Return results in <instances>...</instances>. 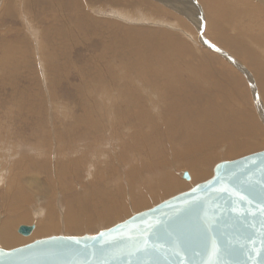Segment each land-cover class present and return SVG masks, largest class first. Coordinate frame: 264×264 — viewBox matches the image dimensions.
<instances>
[{
  "label": "bare ground",
  "instance_id": "bare-ground-1",
  "mask_svg": "<svg viewBox=\"0 0 264 264\" xmlns=\"http://www.w3.org/2000/svg\"><path fill=\"white\" fill-rule=\"evenodd\" d=\"M17 1L19 2V0ZM169 1L172 0H162L164 4L172 8H178L176 5L179 4L177 11L180 12L184 9L182 12L188 16L185 11L187 0H174L172 4H168ZM11 3H13L14 8L19 7H15L16 2H13V0H4L1 8L3 9L5 6L4 11L11 12L12 10L9 7V5L12 6ZM69 3L64 0H21L20 8L25 11L31 9L32 12L35 7V10H39L44 5V7L50 9L51 13L55 12V15L49 16L39 13L37 10L34 11L35 17L33 16L37 19H35L36 21L46 20L54 23L43 28L37 37L36 31L31 30L28 19L27 23L22 21L23 25H29L26 26L28 33H24L27 37L20 34L22 42L14 44L5 43V39L2 38L0 48L3 56L9 59L24 54L21 50H18V47L21 49V43L27 45L32 40L39 42L40 48L37 47L38 51L39 49L44 51L42 39L46 40L49 28L57 26L56 22L64 14L58 12L64 11L63 8L65 7L74 9L73 14L76 15L74 17L76 21L87 25L84 32L85 36L90 37L91 35L92 38H97L100 34L107 35L95 39L96 42L93 43V46L97 48L93 55L96 54L97 57L101 58L110 55L112 58L118 57L125 61L128 60V62L125 63L124 61L122 69L118 64H108L104 70L96 67L95 71L97 72H94V75L92 74L96 79H93L95 80L94 84L87 83L86 92L80 89V113L76 119L69 122L76 126L78 138L88 136V140L96 141V145H92L91 148L97 147V141L103 142V137L106 134V140L111 138V134L112 137L119 140L126 136L129 140H126L123 146H119V150L113 148L112 151L113 153L116 151V154H114L115 161H119L116 162L117 167L121 165L119 169L121 172L124 171L125 174L123 176L119 173L120 170L117 171V167L109 169L106 174L102 170L100 173L95 172V174L88 175L85 181L81 178L80 181H83L84 184L78 187V178L75 171H79L84 166L81 165V158L76 161L72 160L70 163L64 162L65 159L61 162L56 161V166L43 158H20V153H16L17 158L14 159L10 155L15 154V152L11 150L8 143H5L4 148L0 149V151H5V154L0 155V159L3 160L1 165L4 168L9 167L4 176L0 170V185L6 184L5 195L0 194V201L4 200V197L9 200L8 208H3L4 215L2 217L0 213V248L5 251L45 239L47 235L49 236L53 232L55 235V232L61 231L62 235L63 231H68L65 234H70V232L78 233L85 230V232H82L84 234L86 229H92L93 231L95 225L100 226V229L94 231V233L104 232L125 220L124 216L129 211L128 203L136 210L142 211L148 209L150 204L156 200H163L167 197L172 198L171 195L176 194L177 196L178 193H185L184 191L189 190L192 184L194 188L199 185V182L206 180L207 175L210 177L212 168L218 160L239 154L245 146L251 145L252 142L261 146L260 136L262 134L264 136V0H196L197 5L193 4V6L201 7V13L204 14L202 19L204 18L207 28L216 33L219 47L211 44L214 49L216 48V54L217 52L225 54L232 63H235L237 68L239 67L238 69L241 72H247L244 73L247 78L242 77L245 80L248 79L249 82L251 81L252 87L258 86L257 91L259 94L257 98L251 99L252 101L258 99L256 109L251 106L250 97L245 94V89L238 86L241 81L237 78H241V76L239 73L233 72L234 70L226 65L223 59L218 58L225 66L219 65V60L213 59L210 61L208 59V61L203 60L205 64L200 68L191 65L195 69L190 66L188 72H182L183 69H181V64H178L179 61L170 62L177 51L178 54H183L184 50H187V52L189 50V52L195 54L198 52L192 50L193 47L189 41H186L187 38H184L185 40L177 38V34L185 31L177 23H175L176 27L170 25L172 23L169 21H157L158 19L151 23V16L148 17L142 11L131 17L129 15L131 13H127L126 10L133 5L132 0H72ZM25 4H27V8H25ZM84 5H87L89 9L93 8L94 12L98 14L118 18L123 23L136 22L142 24V26L146 24L145 28L147 24H156L157 26L169 27L173 32L178 33L167 31L158 33L154 32L153 29L145 30L140 26L131 27V25H125L119 21L101 20L98 16L97 18L92 17L90 12L88 14L85 10H81ZM95 6H112L115 9L111 8L113 10L106 13L96 10ZM134 9L131 8V10ZM77 10L80 12L85 11L87 14L80 13ZM18 11L20 13V10ZM31 12L28 13L32 14L33 12ZM187 12L189 11L187 10ZM63 18L65 16L61 19ZM67 22L66 25L69 26L71 22L69 20ZM99 24L102 26H99ZM56 35L63 39L62 44L52 42L50 49L48 48L49 53L47 56L49 57H56L59 52H64L66 41H71L69 39L71 36L65 31L64 33L57 32ZM184 41L189 44L190 49ZM195 48L197 47L195 46ZM226 48L237 54L239 60L229 53ZM181 51L183 53H180ZM13 53L14 56H11ZM38 53L41 56V52ZM49 60V63L55 62L52 59ZM240 60L249 64L248 66L243 62L246 66L245 70L239 63ZM129 65L134 68L135 72L124 75L123 72L128 71ZM216 65L220 70L218 76L221 77L218 80H216L217 78L214 79L217 77V71L216 76L212 72L213 68L217 69ZM57 68L59 69V67ZM168 68L171 69V72H168ZM177 68L179 72H173ZM49 69L52 70L51 72L58 70H56L55 64L50 65ZM111 72L119 73L113 75ZM116 76L118 78L114 80ZM232 77H236V79L234 78L236 82L231 80ZM254 79L256 82H254ZM242 82L244 83L243 79ZM236 85L239 88L236 89ZM194 91L199 94L198 98L202 103L201 109L203 110L201 114L198 110L190 116L187 113L189 108L194 106V94L191 99L186 101H183V99L187 93ZM91 101L94 102V106L90 105ZM121 113H124L122 120H120ZM115 119L122 123L119 126L110 125ZM214 125L217 127L214 128ZM217 129H219L220 135L225 136L226 134L224 139L204 138V135L207 136ZM39 130L41 128L37 129L36 134L45 142L31 145L34 146V150L47 151L53 144L50 137L39 133ZM243 130L246 132H242ZM64 132L65 128L62 127L58 134L59 139L62 138ZM94 132L95 137H93ZM175 133L178 137H169L170 134L175 135ZM115 135H119V137ZM5 136L7 138V135ZM68 137L69 134H67L66 139ZM159 137H167L170 143L173 141L170 144L171 146L165 147V143ZM68 140L71 142L69 138ZM109 146L110 149L106 148L107 151H110L113 147L110 144ZM255 153L257 152L255 151ZM105 154L107 152L104 153V157ZM101 165H103L102 162ZM174 167H178V171H181L180 176L178 175L179 172L175 174L171 171ZM185 169L187 171L189 169L191 172H188L191 180L185 178L188 180L186 181L183 179ZM116 173L118 177H116ZM51 179L54 180V184H51ZM45 183H48L46 192H51L54 195L61 192L59 201L52 198L49 203H43L44 200H48V196H42V193L35 189L41 191L42 185ZM62 186L68 188V191L63 192ZM74 186H77V189ZM65 196L64 200L62 197ZM37 199L39 202H37ZM53 200L56 202L54 203ZM121 218L124 219L120 220ZM22 223L23 225L35 223V226L32 225L34 229L30 234H19L18 229ZM55 236L57 237V235ZM50 237L52 236L48 238Z\"/></svg>",
  "mask_w": 264,
  "mask_h": 264
},
{
  "label": "rangeland",
  "instance_id": "rangeland-1",
  "mask_svg": "<svg viewBox=\"0 0 264 264\" xmlns=\"http://www.w3.org/2000/svg\"><path fill=\"white\" fill-rule=\"evenodd\" d=\"M3 1L4 0H0V11H1L0 12V17H1L0 18L1 19V21H0V40L2 38H4L5 43L14 44V43L22 42V40L20 38V34L22 36V34L28 33L27 27L29 25H30L31 30L36 31L37 37H38L40 35V33L42 32L43 28H46V26H49L52 23H54L53 21L48 22L46 20L45 21H36L37 19L34 17H35V12L38 9L35 10L36 7L34 9H32L33 13L31 12V9H26V11L23 10V8L21 9L20 5L23 3V1H22L20 4L21 0H19V2L17 0L16 1L13 0V2H16V5L14 4L15 7L16 6H19V7L14 8L13 3H11L12 6L9 5V7L11 8L12 11L7 13V11L6 12L4 11L5 6L3 7V9L1 8ZM64 1L69 3L72 0H69V1L64 0ZM132 1L134 3H132L133 5L131 6V8L132 9L135 8V9L131 10V8H129L130 10L129 9L126 10L127 13H131V14H129L131 17H134L137 14V12L142 11V13L147 14L148 17L151 16L150 17V19H152V21H150L151 23L155 22L157 19H158L157 21H159V20H162V21L164 20V22L169 21L172 23L170 25H172L174 27H176L175 23H177V25L180 26L181 29H185V31H182L180 33L182 36L180 34H177L178 32L176 33V31L173 32L169 27L157 26L156 24H149L150 26L147 24V27L145 28L146 24H143V26H142V24L140 25L139 23H136L135 20H134L135 23H131V24H128L125 22L123 23L122 21L118 20V18L116 19L113 16L111 17V15L98 14V13L94 12L93 8H90V9L87 8V5H84L85 7L83 6L81 8V10H85L88 14L90 12V15L92 17L97 18V16H98V18L101 20L102 19H110V20H114L117 22L119 21L122 24L131 25V27H134V26L139 27L140 26V27H142V29H145V30L153 29L154 32L156 31L158 33H164L162 31L173 32V33L178 35L177 38L179 37L180 40H185L184 38H187L186 41L190 42L191 46L193 47L192 50L193 51L197 50L199 53H201V55H199L198 52L196 54L194 52H189V50H188V52H187V50L186 51L184 50V53H183V51L180 52V53H183L185 55L178 54V51H177L176 54L173 55L174 58H172V60L170 62L173 63L175 61H177V62L179 61L178 64L180 63L181 69H183V71L182 70L181 71L182 72H188V69H190L189 67L191 65L192 66L194 65L193 67L196 66L198 68L203 66V64H205L203 62V60L208 61V59H209L210 61H212L213 59L214 60H219L220 58L223 59L224 62H226V65L231 67L234 70L233 72L239 73V75L243 79L244 83L242 82V79L240 77L237 78L241 81L240 85H238V86L245 89V91H246L245 94L248 97H250L251 106L256 109V104H257L258 99H256V101H252L251 99L254 100V98H257V96L259 94V92L257 91L258 86L255 85L254 87H252L251 81L249 82L248 79L245 80L243 78V77L247 78V76L245 75L247 72L246 73L244 72L245 74L243 72H241L238 69L239 67L237 68V66H235V63L234 62L232 63L231 60H229V58H227V56H225V54L220 53V52H217V54H216V51H217V50H215L216 48L214 49L212 47V45H216L219 47V43H218L216 33L213 32V30H210L207 28L206 23L204 22V18L202 19V16L204 14L201 13V9H200L201 7L193 6V4H196V0H187L186 6L184 5L185 11H186V13H188V16H186L182 12L184 10V9H182V7H181L182 11H180V12L177 11V9H179V4L176 5V7H178V8H172V7L168 6L167 4H164V2H162V0H150V1L149 0H140V1L132 0ZM156 1L158 2L159 5L157 4ZM153 2H154V4H153ZM173 2H174V0L169 1L168 4H172ZM26 5L27 4H25V8H27ZM134 6H136V7H134ZM180 6H182V5H180ZM13 8L15 9V11ZM94 8L96 10L98 9V11L100 10V11H104L106 13H110L109 11L113 10L111 8H114V7H112V6H105V7L95 6ZM63 9L65 12L64 11L58 12V13H64V14L62 16H60L58 21L56 22L57 26H53V27L49 28L47 37L45 38L46 40L42 39V42L44 45V48H43L44 51H42V49H39V51H38V48H40L39 42H36L32 39H31L32 40L31 42L29 40L30 43H27V45H24L25 43H21L20 44L21 49H19L20 47H18V50L19 51L21 50V52H23L24 54H19L18 57H17V55L15 57L14 53H16V54H18V53L13 51L14 53L11 56H14V58H12V59H9L7 57L5 58V56H3L1 48H0V136H1L0 137V149H3L5 146V143H8V145L11 146L10 147L11 150L15 152V154L10 155L12 158H14V159L17 158L16 153H20V155H19L20 158H23V157H34L36 159L43 158V159L49 160L52 165H55L56 161H58V162L63 161V159L66 160L64 162L70 163L72 160L76 161V160L81 158V160H82L81 165H84V166L79 171H75V175H77V178H78L77 184H78V187H80L82 184H84L83 181H85V179L87 178L88 175L93 174V173L95 174V172L100 173V172H102V170L106 174L109 169L111 170L112 168L114 169V167H117L118 165L116 164V162H119V161L118 160L115 161L116 158H115L114 154H116V151L113 153L112 152L113 148L118 149L119 146L120 147L123 146V144L126 140L127 141L129 140L126 138V136H124V138L122 140H119L118 138L112 137V134H111V138H108L106 140V137H107V134H106V136L103 137L104 138L103 142L97 141V147L94 146L93 148H91L92 145H96V141L88 140V136H81V138H78L79 136H78V132H77L78 130H77L76 126L69 121H73L74 119H76L78 114L80 113V110H79V107H80L79 106L80 89L81 90L83 89L86 92L85 88L87 87V83L91 84L96 80L95 76H92V74L94 72H97V71H95L96 67H99L102 70H104V68L108 64L109 65L118 64V65H120L119 67H121V69H122L123 68L122 65H123L125 60H122L118 57L112 58V56H110V55L106 56L105 58L97 57L96 54L93 55V52H95V49L97 48V47L93 46V43L96 42L95 39L97 40V38L105 37L107 35H101L100 34L97 38H92L91 35H90V37L85 36L84 32H85L87 25H83V22L76 21V18H74L76 15L73 14V12L75 10L70 9L68 7H65ZM16 10H17V12H16ZM18 10H20V13ZM39 10L37 11L39 13H44V14H47L49 16L55 15V12L51 13L49 11L50 9L47 7H44V5H43V8H41ZM187 10L189 12H187ZM85 11H81V12L83 14H87ZM133 11H134V13H133ZM28 12L29 13L31 12L32 14H29ZM78 12H80V11H78ZM31 15H32V17H31ZM63 16H65V18L61 19ZM108 16H110V17H108ZM27 19L29 21V25L28 24L23 25L22 21L27 23ZM50 20H51V18H50ZM68 20L71 22L69 26L66 25V22ZM67 24H69V23L67 22ZM99 26H102V25L99 24ZM37 28H39V29H37ZM64 31L68 35L71 36L69 38L71 41H68V40L66 41L67 43H66V47L64 49V52H59V55L58 56L56 55V57L47 56L49 53L48 48L50 49L52 42H54L56 44H59V43L62 44L63 39H61L59 36H57L56 33L57 32H63L64 33ZM24 35L27 37L26 34H24ZM53 36H54V38L52 39ZM186 41H184V42L187 43ZM34 43H35V45H33ZM217 43H218V45H217ZM195 46L197 48H195ZM11 47L15 49V47H13V46H11ZM188 48L190 49L189 44H188ZM25 50H28V51H25ZM227 50L237 60H239V58L237 57L238 56L237 54H234L229 49H227ZM37 51L41 52V56H40V53H38ZM49 51H51V50H49ZM171 51H172V49H171ZM202 51H203V53H202ZM166 52H167V50H166ZM210 53H212V54H210ZM213 53H214V55H213ZM44 54H45V57H44ZM215 54H216V56H215ZM177 56H179V57H177ZM194 56H196V57H194ZM24 58L26 61L24 60ZM49 59H52L55 62L49 63V61H50ZM124 59H125V57H124ZM241 61L242 60H240L239 63L241 64V66L245 70L246 66L244 65V63L248 66H249V64L244 62V61H243L244 62L243 63ZM127 62H128V60L125 61V63H127ZM52 64L56 65V70L58 69L57 67H59V69L57 71L55 70L56 72H51L52 70L49 69L50 65H52ZM218 64L225 66L220 60H219ZM192 66H191L192 69L196 68V67L193 68ZM213 66L215 67V65H213ZM166 68H167V65H166ZM216 68L217 69L213 68V71H212L215 73V76L218 73V71L220 73V70L217 67V65H216ZM102 70H101V72H102ZM148 70H150V69H148ZM216 71H217V73H216ZM134 72H135L134 68H132L129 65L128 71L123 72V73H124V75H127L129 73L133 74ZM168 72H171L170 68H168ZM173 72H179V69L177 68V70L175 69V71H173ZM104 73H106V72H104ZM111 73L113 75H115L119 72H111ZM219 73L217 74V77H215L214 79L217 78L216 80H218L221 78L220 76H218ZM236 77H234V78L236 79ZM117 78H118V76H116L114 78V80ZM234 78L232 77L231 80L232 81L234 80L233 82H236V80ZM93 79H95V80H93ZM254 82H256L255 79H254ZM114 84H116V83L114 82ZM238 86L236 85L235 88L236 89L239 88ZM189 91H191V90H189ZM193 94H194L193 99L195 100L196 104L194 103V106L189 108L187 115H190V116L194 115L198 110L201 114V111L203 110V109H201L202 103L200 102V99L198 98L199 94L195 91L192 93H187L186 97L183 99V101H186L187 99H191ZM90 105L94 106V102L91 101ZM123 116H124V113H121L120 120H122ZM196 119H201V118H196ZM121 123H119L118 120L115 119L114 121L111 122L110 125L119 126V124H121ZM62 127L65 128V132H64L62 138L59 139L58 134L61 131ZM213 127L215 128L217 126L214 125ZM38 128H41V130H39V133H42V134L49 136L50 141L53 144L50 147V149L47 151L34 150L35 149L34 146L31 145V144H35V143L43 144L45 142L37 136L36 132H37ZM128 128H130V127H128ZM131 130H133V128H131ZM242 132H246V131L243 130ZM227 133L229 135H232L230 132H227ZM67 134H69L68 138L71 140V142H69L68 138L66 139ZM5 135H7V138ZM262 135L260 136L261 146L256 145L254 142H252L251 145L245 146L243 151H241L239 154L231 155L229 157L228 156L223 157L222 159L218 160L216 162V164L214 165V167L212 168V173H210L211 176L209 175L210 177H208V175H207V177H206L207 179L205 178L206 180L201 181L198 184L203 183V182L213 178L215 175V169L218 166V164H220L222 162H229L231 160H236V159H239L240 157H244L245 155H249L252 153L254 154L255 151L258 152V151L264 150V144H263L264 136H262ZM115 136L119 137V135H115ZM253 136L255 137V135H253ZM253 136H252V138H253ZM93 137H95V132L93 133ZM169 137L170 138H176V137H178V135L176 133H175V135L170 134ZM207 137L224 139L226 137V134H225V136L220 135L219 129H217L216 131L211 132L207 136L204 135L205 139ZM257 137H258V135H257ZM159 138H161V140H163V142L165 143L164 144L165 147L171 146L170 144L173 142V141H171V143H170V141L167 140V137H159ZM198 139H199V137H198ZM254 139H256V137ZM249 141H251V140H249ZM109 144L113 145V147L111 148L110 151H107V149L108 150L110 149ZM105 152H107V154H105L106 156L104 157ZM120 152H122V151H120ZM2 154H5L4 150L0 151V155H2ZM98 154H99V156H98ZM96 156H98V157H96ZM95 160L97 163L95 162ZM99 160L102 162L103 165H101V162ZM2 161L3 160L0 159V170H1V172H3V176H4L5 172L8 171L9 167L7 166L6 168H4L1 165ZM93 162H95V163H93ZM89 163H90V165H89ZM85 167H86V169H85ZM120 167H121V165H119V167L116 168L117 171L120 170L119 169ZM88 170L90 173L88 172ZM182 170H183V168H182ZM171 171L174 172L175 174L179 172L178 175L181 173V171H178V167L177 168L174 167V169H172ZM185 171H187V169H185L184 172ZM187 172H190L189 169ZM119 173L123 174V176L125 174L124 171L121 172V170L119 171ZM116 177H118L117 173H116ZM81 178L83 179V181H80ZM183 179H185V178H183ZM190 180H191V178H190ZM186 181H188V180H186ZM50 182H51V184H54L53 179H51ZM42 186H43V188L40 187V188H42L41 191H40V189L39 190L35 189V190L38 191L39 193L41 192L42 196L45 195V196L49 197V198L47 197L48 200L43 201L44 204L49 203V201H51L52 198H54L55 200H58V201L61 199V196H60L61 192H59L60 195L57 193H55V195H54L51 192H46L48 183H45ZM5 188H6V184H4L2 186L0 185V194H4L6 192ZM74 188L77 189V186H74ZM191 189H193V184L189 187V190H186L184 192L190 191ZM62 190H63V192H67L68 188H65L64 186H62ZM59 191H60V189H59ZM178 194H182V193H178ZM174 196H176V194H174L173 196L171 195L172 198ZM62 198H64V200H65L66 196L62 197ZM168 198H170V197H167L166 199H163V200H156L150 204V207L148 209L142 210V211L136 210L135 207L131 206L128 203V208H129L130 212L128 211L126 216H124L125 220L122 221L121 223L131 219L132 217H134L137 214H140L142 212H145V211H148V210L155 208L156 206L160 205L161 203L169 200ZM5 201H7V202H5ZM0 202H2V203H0V205H1L0 210H2V212H0V213H1V217H2L4 215L3 208H5V209L8 208L9 200L4 197V200H1ZM37 202H39V200ZM55 202L56 201H54V203ZM57 205H59V204H57ZM64 209H65V207H64ZM127 215H128V217H127ZM124 218H121L120 220H123ZM34 224H32V225L35 226ZM22 225H23V223H22ZM26 225H29V224H26ZM32 225H30V226H32ZM99 229H100V226L95 225V227L93 228V231H92V229H86V233H84V234H82V232L83 231L85 232V230L78 232L79 234L77 232H70V231H69L70 234H65V233H68V231H63L62 235H61V231H59L58 233L55 232L56 233L55 235H57V237L58 236L83 237L86 235L95 236V235L101 233V232L94 233V231L99 230ZM19 234H21V233H19ZM55 235H54V232L49 234V236H52V237H54ZM49 236L47 235V238ZM31 243H33V242H30L28 244H31ZM28 244H25V245H28ZM25 245H23V246H25ZM20 247H22V246H20ZM14 249H16V248H14ZM11 250H13V249H11Z\"/></svg>",
  "mask_w": 264,
  "mask_h": 264
},
{
  "label": "water",
  "instance_id": "water-1",
  "mask_svg": "<svg viewBox=\"0 0 264 264\" xmlns=\"http://www.w3.org/2000/svg\"><path fill=\"white\" fill-rule=\"evenodd\" d=\"M0 264H264V151L95 236L0 248Z\"/></svg>",
  "mask_w": 264,
  "mask_h": 264
}]
</instances>
